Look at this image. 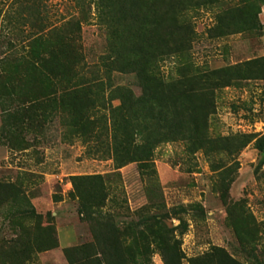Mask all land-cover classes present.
I'll list each match as a JSON object with an SVG mask.
<instances>
[{
	"label": "trees",
	"instance_id": "trees-1",
	"mask_svg": "<svg viewBox=\"0 0 264 264\" xmlns=\"http://www.w3.org/2000/svg\"><path fill=\"white\" fill-rule=\"evenodd\" d=\"M29 1L27 7L13 6V16L0 22L5 28L0 32L2 130L26 149L28 142L24 137L17 140V135L43 136L57 122L61 142L78 141L87 157L110 159L115 169L137 162L144 173L153 172L157 147L182 142L186 154H204L216 174L226 212L234 216L235 203L227 201V193L239 169L238 154L253 141L260 155L258 179L256 173L264 164V133L212 137L209 121L218 90L264 78V56L219 67L195 64L194 15L214 9L209 35L223 37L256 29L259 3L264 0H237L232 6L228 0H76L77 14L56 22L49 20L38 0ZM92 18L104 30L105 48L96 62L88 63L80 32ZM170 59L173 68L165 73L162 65ZM114 72L132 75V85L140 93L131 84H114ZM69 179L70 196L78 201V214L88 223L91 239L65 248L67 264H143L144 256L153 252L156 228L163 264H264V243L256 245L261 235L255 220L245 222L250 236H239L247 262L216 245L187 257L176 237L187 230L182 219L171 228L158 215H153V225L138 231L131 221L120 226L115 214L104 210L108 202L116 203L104 187V176ZM95 181L100 183L99 194L91 186ZM185 210L182 206L179 212ZM44 233L25 244L18 238L7 246L15 264L56 246L52 230Z\"/></svg>",
	"mask_w": 264,
	"mask_h": 264
},
{
	"label": "rangeland",
	"instance_id": "rangeland-1",
	"mask_svg": "<svg viewBox=\"0 0 264 264\" xmlns=\"http://www.w3.org/2000/svg\"><path fill=\"white\" fill-rule=\"evenodd\" d=\"M46 7L50 21L77 14L76 0H38ZM29 0H0V22L13 16V6H28ZM237 0H228L232 6ZM225 5V6H227ZM259 26L223 37H210L214 23V9H202L194 15L197 38L192 45V57L201 67H219L264 56V4L259 3ZM26 15V13H24ZM0 32H5L1 26ZM81 44L88 63H94L104 52V30L89 19L82 24ZM2 49V48H1ZM173 60H166L162 70L173 68ZM264 68V65H261ZM114 84H131L129 74L114 72ZM136 94L140 89L132 85ZM114 103H117L116 101ZM215 113L209 121L212 137L233 133H264V78L241 80L221 88L216 93ZM24 137L29 146L23 149L2 130L0 112V264H15L7 246L20 238L23 244L44 231L52 230L56 246L41 252L21 264H67L64 250L89 241L88 223L78 214V201L70 196L69 176L101 174L110 198L104 210L115 214L118 225L131 221L136 231L153 225V215L161 216L167 228L182 219L187 230L176 235L185 256L205 252L211 245L223 247L236 259L247 262L239 236H250L245 222L255 220L264 243V164L255 168L260 155L253 141L238 154L239 169L229 186L227 201L235 203L234 216L226 212L219 194L216 174L202 152L188 155L182 142L165 143L154 152L153 172L144 173L137 162L115 169L112 160L87 157L85 147L78 141H60V127L53 122L43 136L32 133ZM27 146V145H26ZM99 194L100 183L91 184ZM125 200V202H121ZM121 204V205H120ZM185 211H180V207ZM172 208H176L174 213ZM200 208L202 212L199 211ZM33 211V213H32ZM46 235V234H45ZM159 229L154 230L153 252L144 256L143 264H163L157 245ZM152 238V237H151ZM255 245V244H254ZM22 261V260H19ZM18 263V261H17Z\"/></svg>",
	"mask_w": 264,
	"mask_h": 264
}]
</instances>
